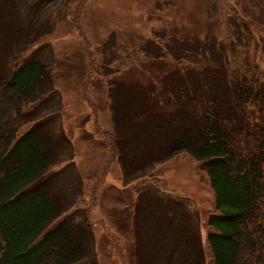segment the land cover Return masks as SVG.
I'll return each mask as SVG.
<instances>
[{"label": "rangeland", "instance_id": "obj_1", "mask_svg": "<svg viewBox=\"0 0 264 264\" xmlns=\"http://www.w3.org/2000/svg\"><path fill=\"white\" fill-rule=\"evenodd\" d=\"M217 43L226 45L229 75L264 80V0L0 4V75L9 79L34 62L45 69L39 85L43 93L26 110L38 99L46 101L16 138L35 124L36 135L52 138L56 161L46 173L56 175L47 190L65 209L60 218L87 217L89 256L83 261L188 264L191 239L199 244L204 264H212L207 218L217 210L206 172L187 153L155 162L170 138L146 124L137 130L134 111L142 102L131 104L123 93L132 86L151 88V78L166 70L175 89L181 77L172 70L187 67L189 100L206 92L209 97L211 89H201L205 83L196 79L203 56L214 59L208 47ZM140 95L134 91L130 96ZM111 97L120 100L119 106L123 100L126 109L120 125L119 117L111 115ZM183 98L184 104L188 97ZM122 126L129 128L126 136L118 131ZM137 154L144 169L137 170ZM172 248L178 250L170 253Z\"/></svg>", "mask_w": 264, "mask_h": 264}, {"label": "trees", "instance_id": "obj_2", "mask_svg": "<svg viewBox=\"0 0 264 264\" xmlns=\"http://www.w3.org/2000/svg\"><path fill=\"white\" fill-rule=\"evenodd\" d=\"M224 47L219 43L208 47L214 59L203 56L196 79L199 85L205 83L201 89H211L209 97L206 92L189 100L187 67L172 70L182 78L175 89L169 87L171 70H166L151 78V88L132 86L123 95L131 104L142 102L134 111L137 130L146 124L170 138L155 162L187 153L206 172L217 210L207 218L212 264H264V80L229 75ZM20 70L9 79L0 75V264H93L83 261L89 256L87 217L60 218L65 209L47 190L56 175L46 173L56 161L51 157L52 138L36 135L37 124L16 138L46 101L38 99L31 111L26 110L43 93L39 85L45 69L34 62ZM211 81L213 87L208 88ZM134 91L141 93L140 99L130 96ZM183 96L188 97L184 104ZM111 98V115L119 117L120 125L126 109L123 100L119 106L120 100ZM120 130L124 136L129 132L126 126ZM142 161L137 154V170L144 169ZM173 249L170 253L178 250ZM186 252L188 264H204L198 243L193 245L190 239Z\"/></svg>", "mask_w": 264, "mask_h": 264}]
</instances>
